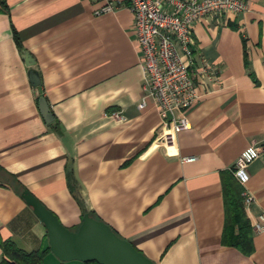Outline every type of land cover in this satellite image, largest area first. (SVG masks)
Listing matches in <instances>:
<instances>
[{
  "label": "crops",
  "instance_id": "1",
  "mask_svg": "<svg viewBox=\"0 0 264 264\" xmlns=\"http://www.w3.org/2000/svg\"><path fill=\"white\" fill-rule=\"evenodd\" d=\"M4 1L0 241L24 252L49 248L45 226L22 198L28 192L70 230L94 212L154 264H264V232L253 230L264 214V0L193 26L197 99L174 148L158 144L161 121L152 102L139 107L144 72L125 0ZM108 3L111 12L96 14ZM202 61L215 73L197 78ZM40 97L51 123L40 115ZM249 146L260 154L241 185L253 244L247 255L224 245L222 233L223 183ZM190 157L195 161H183ZM43 264L88 263L61 262L49 250Z\"/></svg>",
  "mask_w": 264,
  "mask_h": 264
},
{
  "label": "built area",
  "instance_id": "2",
  "mask_svg": "<svg viewBox=\"0 0 264 264\" xmlns=\"http://www.w3.org/2000/svg\"><path fill=\"white\" fill-rule=\"evenodd\" d=\"M133 15V30L144 72V97L139 107L150 100L161 121L158 144L174 148L179 132L190 128L188 111L197 99L192 68V28L205 16L239 14L248 9L247 0H125ZM112 11L110 3L96 14ZM213 74L210 65L201 62L195 77ZM116 116V115H113ZM260 150L249 146L234 163L233 175L244 186L249 181L247 167L258 159ZM193 162L195 158H184ZM251 197L245 198L249 204ZM253 230L264 232V214L257 217Z\"/></svg>",
  "mask_w": 264,
  "mask_h": 264
},
{
  "label": "water",
  "instance_id": "3",
  "mask_svg": "<svg viewBox=\"0 0 264 264\" xmlns=\"http://www.w3.org/2000/svg\"><path fill=\"white\" fill-rule=\"evenodd\" d=\"M28 66L30 57L23 52ZM29 80L39 86L40 78L30 71ZM38 110L46 124L53 121L49 106L43 97L38 100ZM27 205L45 226L50 252L61 262L79 261L96 264H154L131 243L120 238L107 224L86 212L76 231L63 226L58 218L28 192L22 194Z\"/></svg>",
  "mask_w": 264,
  "mask_h": 264
},
{
  "label": "trees",
  "instance_id": "4",
  "mask_svg": "<svg viewBox=\"0 0 264 264\" xmlns=\"http://www.w3.org/2000/svg\"><path fill=\"white\" fill-rule=\"evenodd\" d=\"M0 6L7 10L4 0H0ZM15 41L17 46H20L16 37ZM67 180L71 193L74 197L79 198L77 181L71 174L67 175ZM23 189L24 188L16 182V190H18V193H21ZM242 193L243 188L241 185L232 175H229L228 181H224L223 183L225 221L222 233V243L224 245L236 247L244 254L248 255L253 250V244L251 239V226L244 213ZM84 212L85 211H83V214ZM88 214L90 217L99 220L94 212L90 211ZM76 230L77 228L72 231ZM0 248L8 259L4 260L2 264H43V259L49 251V248H47L45 250L38 249L31 252H24L15 248L11 243L1 241ZM92 264L96 263L93 262Z\"/></svg>",
  "mask_w": 264,
  "mask_h": 264
},
{
  "label": "rangeland",
  "instance_id": "5",
  "mask_svg": "<svg viewBox=\"0 0 264 264\" xmlns=\"http://www.w3.org/2000/svg\"><path fill=\"white\" fill-rule=\"evenodd\" d=\"M78 227H79V226H78ZM78 227H77V228H78ZM75 229H76V228H75Z\"/></svg>",
  "mask_w": 264,
  "mask_h": 264
}]
</instances>
